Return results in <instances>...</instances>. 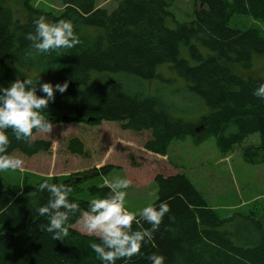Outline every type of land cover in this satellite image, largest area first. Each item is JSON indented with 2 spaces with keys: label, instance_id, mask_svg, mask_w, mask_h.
<instances>
[{
  "label": "trees",
  "instance_id": "obj_1",
  "mask_svg": "<svg viewBox=\"0 0 264 264\" xmlns=\"http://www.w3.org/2000/svg\"><path fill=\"white\" fill-rule=\"evenodd\" d=\"M107 1L62 0L63 10L54 15L31 7L29 0H18L22 17L16 18L0 0V86L8 87L18 77L42 83L39 75L53 85L67 81L68 90L56 92L55 101L45 111L46 119L54 125L105 124L104 130L108 126L118 138L103 149L102 137L109 138L106 131L89 141L75 133L34 132L36 138L29 147L8 130L9 151L26 163L49 159L51 165L47 163L45 170H52L53 163L59 161L56 169L64 171L92 167L98 161L83 164V158L97 154L102 159L104 152L114 156L122 151L128 164L126 149L135 148L138 166L130 170L131 178L138 184L152 179L157 189L153 205L158 208L166 201L170 212L139 255L116 264H151L148 256L153 253L164 256L165 264H264V212L254 206L246 209L248 212L220 218L186 176L149 163L165 157L172 142L189 137L195 144L213 138L220 155L238 148L246 165H264V99L253 96L264 78L243 75L236 69L249 70L255 58L264 59V0H196L200 7L194 10L192 20L183 23L170 11L172 0H116L110 12L99 7ZM42 15L50 22L70 20L81 43L72 49L29 55L32 49L26 34L35 31L33 21ZM248 19L254 24L248 26ZM181 46L186 47L193 65L179 57ZM163 65H169L209 109L200 119L199 133L174 118L158 99L126 93L120 84L108 90L90 85L94 73L152 81ZM37 94L43 95L39 90ZM253 135L259 142L244 145ZM53 140L59 142L55 153L50 151ZM111 166L105 163L98 172H91L94 177L106 175ZM84 174L62 177L67 179L51 176L34 185L24 183L0 192V264H102L90 247L100 241L81 233L75 217H70L69 233L62 241L51 239L49 218L35 211L48 202L47 191L38 192L31 203L27 198L41 182L49 180L71 186L70 201L87 210L91 199L102 198L109 190L95 184L81 188L85 180L75 179ZM169 216L175 217L174 222ZM149 227L143 221L133 225L134 230Z\"/></svg>",
  "mask_w": 264,
  "mask_h": 264
},
{
  "label": "rangeland",
  "instance_id": "obj_2",
  "mask_svg": "<svg viewBox=\"0 0 264 264\" xmlns=\"http://www.w3.org/2000/svg\"><path fill=\"white\" fill-rule=\"evenodd\" d=\"M1 3L3 6L10 8L14 17H22V6L18 0H1ZM29 3L31 7L37 10L54 15L59 14L63 10L62 0H29ZM116 4V0H109L100 3L99 7L110 12L116 7ZM199 7L196 0H172L170 11L178 23H183L192 20L194 10H197ZM247 24L251 26L254 22L248 19ZM168 27L173 28L174 25L168 23ZM262 35L264 36L263 28ZM201 52L208 54L203 48H201ZM179 57L190 60L185 46L180 47ZM190 62L192 65L194 64L193 61L190 60ZM236 69L243 75L264 78V59L255 58L249 70H243L240 67ZM156 74L158 78L152 81H145L125 74L94 73L90 77V85L102 86L104 90H108L112 85L120 84L126 93L140 94L148 98L158 99L167 107L174 118L191 125L196 130L199 127L201 117L208 114L209 109L207 106L201 99L189 92L187 83L177 73L172 71L169 65L159 67ZM39 78L42 80V83H50L44 76L39 75ZM105 126V124H57L54 125L51 134L62 136L71 127L64 134L65 136L75 133L89 141L96 134L106 131L104 133L109 138L103 139L102 137L100 148L107 149L111 145L110 141L116 142L118 138L109 131L108 126V130H104ZM97 136L101 135L98 134ZM258 142V136L253 135L245 141L244 145H253ZM87 147L89 150L93 149L92 144H87ZM127 150L131 156L128 164L123 157L122 151H119L114 156L111 155L112 153L106 154L104 152L100 154L103 157L102 159L97 154L83 158V164H90L93 161L98 162L94 163L92 167L89 165L77 168V171L71 169L57 171L56 166L59 161L52 162L55 164V168H52V170H45L44 167H46L49 159L37 158L32 162H25L23 170L0 172V192L8 190L12 186H21L24 183L34 185L40 180L50 178L51 176L67 179L75 177L76 174L80 173L98 172V168H100L99 163H107L112 165V170L108 174H98L85 180L81 188H87L93 184L102 185L105 179L111 180L115 177L127 178L132 183L131 187L127 189L126 207L129 211L138 215L143 207L154 204L157 199V189L152 179L138 184V182L131 178L130 170L136 168L135 165L138 166L134 156L138 152L130 146L127 147ZM114 151L116 150L113 149ZM44 158L48 157L45 156ZM22 159L24 160L23 157ZM43 163H45L44 166L42 165ZM149 163L157 164L160 167H167L170 171H179L186 176L192 185L204 196L208 206L216 211L220 218H228L231 214L237 212L244 213L246 209L252 210L254 206L259 212H264V165L255 167L246 165L241 159L238 148L228 155L222 156L217 150L213 138H208L203 142L195 144L188 137L182 141L172 142L165 157L158 158V160H150ZM48 164L49 166L51 165V163ZM95 164L97 165L95 166ZM83 197H86V195L84 194Z\"/></svg>",
  "mask_w": 264,
  "mask_h": 264
},
{
  "label": "clouds",
  "instance_id": "obj_3",
  "mask_svg": "<svg viewBox=\"0 0 264 264\" xmlns=\"http://www.w3.org/2000/svg\"><path fill=\"white\" fill-rule=\"evenodd\" d=\"M33 23L35 31L26 34V39L31 42L32 52L29 55L72 49L81 43L70 20L50 22L42 15ZM68 87L67 81L56 85L40 81L34 84L30 78L19 77L8 87L0 86V172L23 170L25 167L22 157L9 151L11 141L8 130L12 131L16 140L24 141L29 147L36 138L34 132L51 135L54 124L46 119L45 111L50 102L55 101L56 92L63 94ZM38 90L43 95H38ZM253 96L264 99V83L258 85ZM58 143L53 140L50 146L52 153L57 151ZM131 183V180L121 177L105 179L101 187L109 190L107 195L91 199L87 210H81L79 203L70 201L71 186L49 180L41 182L37 189L27 194V198L31 203L38 192L47 191L49 194L48 202L35 211L37 215L49 218L47 232L52 234L51 239L62 241L69 233L70 217H75L81 233L100 241L90 247L102 264H116L117 260H131L139 255L145 243L153 240L154 233L170 212L166 201L161 202L158 208L149 204L140 210L138 219L137 214L126 207L127 189ZM169 219L174 222L175 217L169 216ZM141 221L150 227L134 230L133 225ZM148 260L151 264H165V257L155 253L148 256Z\"/></svg>",
  "mask_w": 264,
  "mask_h": 264
},
{
  "label": "water",
  "instance_id": "obj_4",
  "mask_svg": "<svg viewBox=\"0 0 264 264\" xmlns=\"http://www.w3.org/2000/svg\"><path fill=\"white\" fill-rule=\"evenodd\" d=\"M63 120H65V119H63ZM94 120H91V119H89L88 120V122H93ZM94 175H95V173L94 172H87L86 174H84V175H82V177H78V178H76L75 179V182H79L80 180H86V179H88V178H92V177H94Z\"/></svg>",
  "mask_w": 264,
  "mask_h": 264
},
{
  "label": "crops",
  "instance_id": "obj_5",
  "mask_svg": "<svg viewBox=\"0 0 264 264\" xmlns=\"http://www.w3.org/2000/svg\"><path fill=\"white\" fill-rule=\"evenodd\" d=\"M134 145V144H133ZM127 150V149H126ZM128 151V150H127ZM129 152V151H128ZM129 156V159L131 158V156H130V154L128 155ZM141 156H139V158H140ZM141 159V158H140ZM97 164H95V166H96ZM94 166V167H95ZM102 166V163H99V167H101ZM136 167H137V165H135ZM126 167H127V165H126ZM128 168V167H127ZM74 171H77V170H74ZM80 171H82V170H80ZM143 182H140L139 184H142Z\"/></svg>",
  "mask_w": 264,
  "mask_h": 264
},
{
  "label": "flooded vegetation",
  "instance_id": "obj_6",
  "mask_svg": "<svg viewBox=\"0 0 264 264\" xmlns=\"http://www.w3.org/2000/svg\"><path fill=\"white\" fill-rule=\"evenodd\" d=\"M196 131L198 132V130L196 129Z\"/></svg>",
  "mask_w": 264,
  "mask_h": 264
}]
</instances>
